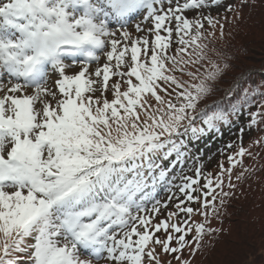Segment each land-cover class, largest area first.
Masks as SVG:
<instances>
[{
	"label": "snow or ice",
	"instance_id": "obj_1",
	"mask_svg": "<svg viewBox=\"0 0 264 264\" xmlns=\"http://www.w3.org/2000/svg\"><path fill=\"white\" fill-rule=\"evenodd\" d=\"M221 3L0 0V264H145L146 257L148 264H161L157 245L164 254H177L173 258L180 264H191L179 254L187 248L194 257L205 238L216 235L209 212L211 206V215L218 214L216 196L207 197L222 189L225 172L233 186L232 169L239 163L234 156L228 157V169L220 165L215 184L204 177V211L184 206L185 200L201 201L194 195L202 175L197 168L196 178L183 177L179 191L185 200L175 204L168 220L153 225L140 213L148 211L149 187L168 177L156 161L182 155L185 141L175 138L218 130L257 94L245 89L243 101L197 114L228 67L211 61L208 45L201 43L207 38L204 21L212 29L219 24L223 37L219 19L202 14ZM189 10L200 14L190 20L184 15ZM136 16V31L144 32L141 25L147 24L148 35L133 38L127 30ZM173 33L178 47L169 54ZM101 55L105 63L99 66ZM206 60L211 68L201 72ZM113 76L120 80L108 100ZM197 116L203 126H197ZM258 116L264 112L251 113L249 127ZM246 151L240 147L236 155L242 158ZM151 211L160 209L154 205ZM181 212L204 216L191 241L186 240L191 227L169 223ZM161 230L163 239L155 236ZM172 233L180 234L176 247Z\"/></svg>",
	"mask_w": 264,
	"mask_h": 264
},
{
	"label": "trees",
	"instance_id": "obj_2",
	"mask_svg": "<svg viewBox=\"0 0 264 264\" xmlns=\"http://www.w3.org/2000/svg\"><path fill=\"white\" fill-rule=\"evenodd\" d=\"M230 4L238 7L232 12H227L225 7L221 13L217 11L207 13L219 19L220 24L224 25L223 37L220 35L219 24L215 29L210 28L209 32L214 31L215 36H208L206 29L208 24H206L203 31L207 38L201 43L208 45L206 51L211 61L216 62L222 68L225 64L228 67L224 68L221 78L216 82L211 97L198 106L197 114L201 110L211 113L217 106L230 107L232 103L243 101L245 89L249 93L257 90V94L250 96L248 103H241L239 113L230 116L227 124H220L218 130L208 132L198 138L191 137V134L176 137L177 143L180 139L185 141V145L180 149L182 155L179 159L173 152L167 158L161 157L156 163L168 170V173L180 171L183 165L185 170L191 163L198 166L206 152L211 155L224 148L229 151L239 149L238 145H241L242 140L247 139L251 134L253 139L245 157V159L250 158V162L239 159L237 161L241 163H237V166L232 169L236 176L242 174L241 179H237L242 185L238 184L235 192L229 191L227 192L229 195L224 196L225 184L229 185L228 174L224 173L222 189L216 188L213 192L216 196L214 204L217 209L221 206L220 201L223 199V204L229 206L230 212L224 217H220L219 211L216 216H212L210 206V221L218 222L219 229L215 236L205 238L204 247L199 252L204 254L200 255L205 257V264H264V172L259 174L263 169V163H251L257 157L264 160V116H258V123L249 127L251 113L264 112V109L260 108V104L264 103V96L260 95L264 93V87H262L264 85V0H246V3L244 0H232ZM205 68H211L207 60L203 62L200 71L203 72ZM192 70L195 71V69ZM190 82L198 83V81ZM122 89L125 90L126 85L122 86ZM196 123L197 126H203L199 116H197ZM246 132L248 133L244 138L242 135ZM254 141H259V143H254ZM229 167L227 166L226 169ZM182 173L177 174L178 179L186 177L184 171ZM204 190L207 191V189ZM198 193L202 191L199 190ZM208 197L211 199V195ZM255 208H261L262 216L255 215ZM230 219L235 224L232 231ZM262 220L261 227H258V222ZM235 228L237 238L239 237L237 241V238H232ZM257 242L260 243L258 248H256ZM248 259L252 262L249 263ZM166 260L160 256L161 264H166ZM176 262L180 264V261L176 260ZM191 264H194L193 260Z\"/></svg>",
	"mask_w": 264,
	"mask_h": 264
},
{
	"label": "rangeland",
	"instance_id": "obj_3",
	"mask_svg": "<svg viewBox=\"0 0 264 264\" xmlns=\"http://www.w3.org/2000/svg\"><path fill=\"white\" fill-rule=\"evenodd\" d=\"M231 1L232 0H222V3L219 6H213L211 8H205V9H203L202 10V14L203 15H208L206 13L208 11H210V10H214V11H217V13H219V12L221 13L225 9L226 5L227 4H230ZM181 2H183V0H181ZM196 11L197 10H189V11L185 12L184 15L187 16L188 14H190L192 12H195V13H192L190 15L189 19L191 20V19H194L197 15L200 14L198 11L197 12ZM137 23H140V17L139 16L132 17L130 19L129 23L127 24V30L132 33L133 38H135L137 36H145V35H148L146 29L150 25L142 24L141 26H142V28H145V31L144 32H137L136 29H135V25ZM206 24H207V21H204V25L205 26H206ZM116 27H119V26H116ZM173 27H174V25H173ZM206 29H207V31L209 33L210 27L207 26ZM161 34L162 35H166V33H164L163 31L161 32ZM152 38H153L152 36H149V39H152ZM176 39L177 38L175 37V33H173L172 44L174 45V48H173L172 51L169 50V54H173L174 51H175V49L178 47V45L175 42ZM129 56H130V54H129ZM126 59H128V58H126ZM103 63H105V57L102 55L99 66H102ZM97 66L98 65H96L94 63L91 66L90 71H95V68ZM77 71H79V67L78 66L75 67V68H73V69H69L68 70V74L69 75H72V74H74ZM93 78L95 79V77H93ZM183 78L186 79V80H188V78L186 76L183 77ZM125 79H127V78L125 77ZM115 80L119 81L120 78L115 79L114 76H113L112 79L109 80V85L110 84H113ZM133 81L135 82V79L134 78H133ZM122 86H125V85H122ZM96 87H99V85H96ZM121 90L123 91L122 88H121ZM94 95L99 96V92L94 93ZM105 95H106V98L109 99V97L112 95V89L108 90L107 93H105ZM247 133L248 132L244 133L242 136L245 138L246 135H247ZM252 139L253 138L251 137V134H250L247 139L242 140L241 145H238L239 148L240 147H243L244 149L247 150L246 151V154H247V152L249 150V144H250V142H251ZM238 151H239L238 148H236L234 150H231V151L226 150V149L218 150L217 153H214L209 158H207V160L205 161V163H200L201 166H202L200 168V171H201V174L202 175H201V178H200V184H199V186H196L198 188V190H197V192L194 193V195L201 196L202 197V193H198V191L202 188V185L205 183L204 177H208V178L212 179L213 182H214V184H215L216 177L220 174L219 172L221 171L220 165L223 164L224 169H226L227 166H230L229 160H228V157L229 156H234L235 157V161H237L239 159H241L243 161L245 159V157H246V154L241 158V157H239V156L236 155V153ZM257 158H255L251 163H263V166H262L263 169L259 173V174H261L262 172H264V160H260L259 157H257ZM245 160L247 161V163L250 162V158H246ZM239 163H241V161H239ZM193 168H195V166H190V167L187 168L186 171H187V174H191V177L192 178H195L196 177V174H195V171H194ZM209 174H211V175L209 176ZM231 177H232L231 184L233 186L232 187H229L228 185L225 184V193H227L229 191L235 192V189L238 186V184L239 185H242V183H239L238 182L237 176L233 172L231 173ZM174 179H175V176L174 175L168 176L164 181L157 182L154 188L150 186L149 189H148V192L150 194V198L144 201L145 207H146V209L148 211L146 213L145 212H142V213H140V215H142V216H144V215L149 216L151 218V221H152V224L153 225L156 224V223H159L162 220H168V213H170V212H176L177 211V209L175 208V204L178 203V202H180L181 200H185V197L181 193H179L177 191V189L175 190V195L174 196H171V199H169L170 197L168 198L169 191H170L169 190V187L170 186H173L172 180H174ZM181 183H183V181H181L177 186H180ZM212 195L214 196V193L211 194V199H210V197H207V199L211 201L212 200ZM162 200L168 201L166 203L167 207H164V204H162V203H161V205L157 206L158 204H156V202L157 201L160 202ZM202 203H203V197L201 198V201L198 202V203H190V202H187L185 200V205L184 206H191L194 209H198V210H200L202 212V211H204L201 208V204ZM154 205L156 207H159V209H160L159 213H153L151 211V209L153 208ZM218 211L220 213V217H224L225 215H227L230 212V208L226 204H223L221 206H218L217 212ZM254 211H255V215L257 217H260L263 214V212L261 211V208H255ZM216 215H212V216H216ZM185 221H187V225H185V223H184ZM202 221H204V217L201 214L194 213L192 215V217L189 218L185 213H182L181 212L178 215L174 216L169 221V223L170 224L171 223H176V224H178L181 227H186V226L187 227H191L193 229V231L190 232L186 236V240L190 241V240L193 239V237L195 235V231H194L195 224L202 223ZM262 223H263V220L262 221H259L258 222V227H261ZM211 224H212V225H210L211 227H214L217 230L219 229L218 226H217L218 225V222L217 223L211 222ZM230 225H231V231H232V229L235 226V224L231 221V219H230ZM169 232H172L171 228H169ZM165 235H166V233H164L163 230H161L158 233H155V236H157V237H159L161 239L165 238ZM172 235H173L174 239L172 241V245L171 246L172 247H176L177 244H176L175 237L178 236V235H180V234L179 233H172ZM232 236H233L232 237L233 239H236L237 238L236 228H235L234 232L232 233ZM237 240H239V237L236 239V241ZM259 244L260 243L257 242L256 248H258V245ZM156 253L158 255L159 260H160V256H161V257H164V259H167L166 262L171 261V263L173 262V264H177L178 263L173 258L174 255L164 254L161 251V248H160L159 245L156 246ZM181 254H183L181 256V259H184V260H187V259L193 260L194 264H205V262H206L205 257H202V255H204V254L203 253H200V252H197L194 257H190L189 256V249L186 248L185 251H183V253H180L179 255H181ZM200 254H202V255H200ZM175 255H177V254H175ZM250 261L252 262L251 259H248V262L249 263H250ZM102 264H104V262H102Z\"/></svg>",
	"mask_w": 264,
	"mask_h": 264
}]
</instances>
